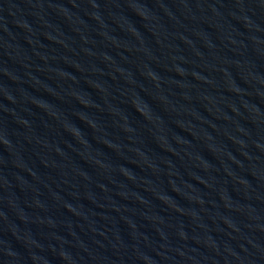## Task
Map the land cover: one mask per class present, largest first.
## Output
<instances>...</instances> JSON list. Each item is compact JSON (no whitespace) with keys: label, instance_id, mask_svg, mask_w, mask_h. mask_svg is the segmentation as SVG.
I'll list each match as a JSON object with an SVG mask.
<instances>
[{"label":"water","instance_id":"95a60500","mask_svg":"<svg viewBox=\"0 0 264 264\" xmlns=\"http://www.w3.org/2000/svg\"><path fill=\"white\" fill-rule=\"evenodd\" d=\"M0 209L18 264H264V0H0Z\"/></svg>","mask_w":264,"mask_h":264}]
</instances>
